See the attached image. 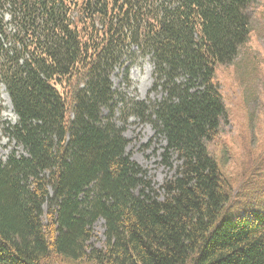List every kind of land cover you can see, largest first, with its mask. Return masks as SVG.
<instances>
[{
	"label": "trees",
	"instance_id": "1",
	"mask_svg": "<svg viewBox=\"0 0 264 264\" xmlns=\"http://www.w3.org/2000/svg\"><path fill=\"white\" fill-rule=\"evenodd\" d=\"M254 2L0 0V83L17 117L4 132L24 152L0 160V264H52V253L264 264V206L231 210L207 148L226 111L215 69L247 40ZM134 54L151 60L155 102L113 88ZM115 113L147 120L165 140L162 156L175 154L158 188L127 153Z\"/></svg>",
	"mask_w": 264,
	"mask_h": 264
},
{
	"label": "rangeland",
	"instance_id": "2",
	"mask_svg": "<svg viewBox=\"0 0 264 264\" xmlns=\"http://www.w3.org/2000/svg\"><path fill=\"white\" fill-rule=\"evenodd\" d=\"M249 13L247 40L231 63L215 69V83L226 111L218 132L207 142L208 151L220 168L229 199L227 205L233 211L239 206H253V203L264 206V0H255ZM152 72L150 58L134 54L124 67L114 70L111 75L113 88L125 100L155 102L162 93L152 89ZM8 102L5 88L0 84V160H5L13 148L24 153L4 132V128L17 119ZM114 118L117 125L123 127L127 153L147 171L154 187L158 188L175 173L179 164L175 154L162 156L165 140L155 134L147 120L129 114L122 122L116 119L118 113ZM103 230V220L98 219L91 239L97 248L103 244ZM48 261L52 264H96L86 259L67 260L54 253Z\"/></svg>",
	"mask_w": 264,
	"mask_h": 264
},
{
	"label": "bare ground",
	"instance_id": "3",
	"mask_svg": "<svg viewBox=\"0 0 264 264\" xmlns=\"http://www.w3.org/2000/svg\"><path fill=\"white\" fill-rule=\"evenodd\" d=\"M9 103V102H8ZM10 107L9 108H12L11 104L9 103Z\"/></svg>",
	"mask_w": 264,
	"mask_h": 264
}]
</instances>
